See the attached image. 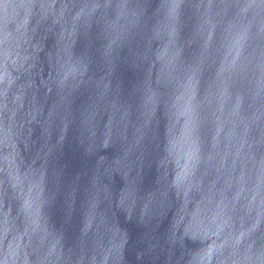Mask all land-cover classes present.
Returning a JSON list of instances; mask_svg holds the SVG:
<instances>
[{
	"label": "water",
	"instance_id": "water-1",
	"mask_svg": "<svg viewBox=\"0 0 264 264\" xmlns=\"http://www.w3.org/2000/svg\"><path fill=\"white\" fill-rule=\"evenodd\" d=\"M0 114V260L264 256V0H0Z\"/></svg>",
	"mask_w": 264,
	"mask_h": 264
},
{
	"label": "clouds",
	"instance_id": "clouds-1",
	"mask_svg": "<svg viewBox=\"0 0 264 264\" xmlns=\"http://www.w3.org/2000/svg\"><path fill=\"white\" fill-rule=\"evenodd\" d=\"M13 131L11 125L5 126L4 116L0 114V145H3L9 142L12 138ZM192 141H188L185 144V147L182 149L183 153H188L192 149ZM183 159V156L181 157ZM217 217L213 215L208 219L207 225L205 227V234L210 235L213 225H215ZM0 264H8V258L5 257L3 260H0ZM234 264H264V256H256L255 254L245 255L234 261Z\"/></svg>",
	"mask_w": 264,
	"mask_h": 264
}]
</instances>
